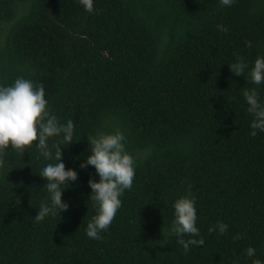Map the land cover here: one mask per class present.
Returning <instances> with one entry per match:
<instances>
[{"label":"trees","instance_id":"16d2710c","mask_svg":"<svg viewBox=\"0 0 264 264\" xmlns=\"http://www.w3.org/2000/svg\"><path fill=\"white\" fill-rule=\"evenodd\" d=\"M257 57L264 0H93L91 13L79 0H0V86L20 77L43 85L60 124L73 121L61 162L78 174L62 192L68 209L37 223L41 202H50L39 174L56 161L35 145L24 155L8 150L0 264H264V132L250 135L242 95L255 88L264 101V83L247 74ZM239 59L244 76L230 71ZM116 129L135 178L94 240L86 234L96 214L88 181L99 176L80 165L91 154L87 138ZM182 197L194 198L195 238L205 241L186 254L169 235ZM220 221L227 233H209Z\"/></svg>","mask_w":264,"mask_h":264},{"label":"clouds","instance_id":"9594fccd","mask_svg":"<svg viewBox=\"0 0 264 264\" xmlns=\"http://www.w3.org/2000/svg\"><path fill=\"white\" fill-rule=\"evenodd\" d=\"M85 11H93V0H79ZM224 6H231L233 0H220ZM221 31L227 28L218 25ZM251 47V42H246ZM230 71L236 76L245 74L248 68L243 59L229 65ZM249 81L255 85L264 83V57H257L254 66L248 71ZM247 103V112L252 116L250 135L255 137L257 130L264 132V101L255 88H245L242 92ZM74 134V124L71 119L60 124L58 117L51 113L42 84H34L23 77L17 78L11 86H0V168L4 166L5 157L10 149L14 153L22 154L27 149L35 147L39 155L46 160L55 159L56 163H48L39 174L47 183L43 190L49 194V201H42L34 217L37 223L49 215H59L66 211L69 205L62 202V192L66 182H74L78 174L73 169L65 168L62 161L61 145L71 144ZM52 137H62L49 147L48 141ZM90 155L81 163V168L91 165L95 168L99 181L89 179L91 188L89 200L93 202L96 214L87 224L86 234L94 240L102 239L100 233L107 231L115 219L117 211L122 206L120 197L125 190H130L135 178V158L127 152L126 137L122 131H99L89 136ZM55 149L54 157L53 151ZM175 218L172 221L169 235L177 237L185 254L190 247L203 246L205 241L199 237L196 226L197 214L195 200L191 197H182L174 202ZM219 232L223 235L228 231V225L222 221L209 228V233ZM187 237V238H186ZM238 234L234 239H240ZM248 257L255 256V249L246 250ZM252 264H262L261 260L254 259Z\"/></svg>","mask_w":264,"mask_h":264}]
</instances>
